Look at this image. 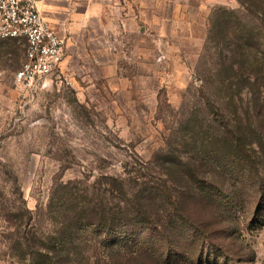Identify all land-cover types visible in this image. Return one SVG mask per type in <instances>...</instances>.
<instances>
[{"label": "rangeland", "instance_id": "obj_1", "mask_svg": "<svg viewBox=\"0 0 264 264\" xmlns=\"http://www.w3.org/2000/svg\"><path fill=\"white\" fill-rule=\"evenodd\" d=\"M86 6L34 91L0 45V264H264V0Z\"/></svg>", "mask_w": 264, "mask_h": 264}, {"label": "built area", "instance_id": "obj_2", "mask_svg": "<svg viewBox=\"0 0 264 264\" xmlns=\"http://www.w3.org/2000/svg\"><path fill=\"white\" fill-rule=\"evenodd\" d=\"M11 40L25 44L24 60L13 73L14 83L22 91H34L44 79L63 71L66 37L44 17L34 0H0V45ZM6 73L0 68V80Z\"/></svg>", "mask_w": 264, "mask_h": 264}, {"label": "crops", "instance_id": "obj_3", "mask_svg": "<svg viewBox=\"0 0 264 264\" xmlns=\"http://www.w3.org/2000/svg\"><path fill=\"white\" fill-rule=\"evenodd\" d=\"M93 0H40L36 2L40 11L47 12L44 17L58 29L69 31L72 28L74 16L81 4L88 5L84 9L90 10Z\"/></svg>", "mask_w": 264, "mask_h": 264}, {"label": "trees", "instance_id": "obj_4", "mask_svg": "<svg viewBox=\"0 0 264 264\" xmlns=\"http://www.w3.org/2000/svg\"><path fill=\"white\" fill-rule=\"evenodd\" d=\"M28 212L30 213L29 210H27V213H28ZM29 220H30V219H29ZM30 221H31V220H30ZM28 249H30V248H28ZM55 250H60V248H59V249L55 248ZM30 252H31L30 254L32 255V257H33V255H35V253H36V254L40 253V252H39V248L36 250V252H33V250H31ZM59 253H60V251H59ZM41 256H45V257H46V255H42V254H41ZM45 263H46V262H45Z\"/></svg>", "mask_w": 264, "mask_h": 264}]
</instances>
